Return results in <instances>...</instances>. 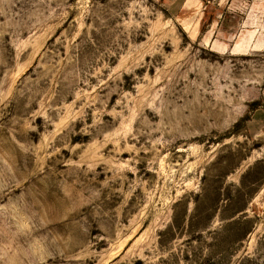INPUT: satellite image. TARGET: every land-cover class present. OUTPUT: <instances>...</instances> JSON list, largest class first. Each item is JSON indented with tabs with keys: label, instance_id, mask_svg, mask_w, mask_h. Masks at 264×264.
<instances>
[{
	"label": "rangeland",
	"instance_id": "374dc122",
	"mask_svg": "<svg viewBox=\"0 0 264 264\" xmlns=\"http://www.w3.org/2000/svg\"><path fill=\"white\" fill-rule=\"evenodd\" d=\"M209 2L0 0V264H264V0Z\"/></svg>",
	"mask_w": 264,
	"mask_h": 264
},
{
	"label": "crops",
	"instance_id": "0c3cea01",
	"mask_svg": "<svg viewBox=\"0 0 264 264\" xmlns=\"http://www.w3.org/2000/svg\"><path fill=\"white\" fill-rule=\"evenodd\" d=\"M156 3H161L168 13L175 18H179L180 14H185V12H188L190 10L195 11L199 6H203L204 10L202 11L203 18L206 17V9L208 6H205L209 4V0H151ZM210 20L211 24L215 17L208 16L207 17Z\"/></svg>",
	"mask_w": 264,
	"mask_h": 264
},
{
	"label": "trees",
	"instance_id": "16d2710c",
	"mask_svg": "<svg viewBox=\"0 0 264 264\" xmlns=\"http://www.w3.org/2000/svg\"><path fill=\"white\" fill-rule=\"evenodd\" d=\"M234 126H235V128H237V127L239 126V124H238V123H236Z\"/></svg>",
	"mask_w": 264,
	"mask_h": 264
}]
</instances>
